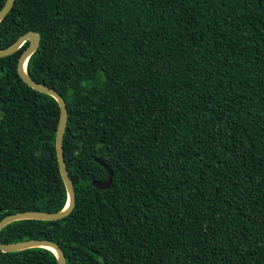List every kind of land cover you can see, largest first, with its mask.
I'll list each match as a JSON object with an SVG mask.
<instances>
[{"label": "trees", "instance_id": "1", "mask_svg": "<svg viewBox=\"0 0 264 264\" xmlns=\"http://www.w3.org/2000/svg\"><path fill=\"white\" fill-rule=\"evenodd\" d=\"M29 31L27 75L66 103L75 206L9 223L2 243L48 240L65 264H264V0H15L0 50ZM27 47L0 58V220L67 204L59 105L19 78Z\"/></svg>", "mask_w": 264, "mask_h": 264}, {"label": "water", "instance_id": "2", "mask_svg": "<svg viewBox=\"0 0 264 264\" xmlns=\"http://www.w3.org/2000/svg\"><path fill=\"white\" fill-rule=\"evenodd\" d=\"M15 0H6L5 4L0 10V21L8 14V12L13 7ZM28 42V47L21 53L18 58L17 62V73L19 78L31 89L49 95L54 98L60 109V116L56 130V137H55V149H56V156L59 166V171L61 174V178L64 182L66 191H67V204L63 210L55 213H48V212H37V211H25V212H18L15 214H9L0 220V231L3 227L12 223L14 221L19 220H43V221H57L66 218L73 210L75 206V191L72 184V181L69 177L67 167L64 160V152H63V136L66 127L67 121V108L66 103L63 97L58 94L54 89L33 81L26 73L25 67L28 59L31 55L36 51L40 43V37L34 32H27L21 37H19L12 45L8 48L0 50V58H4L7 56L13 55L16 51H18L24 43ZM95 162L98 163L107 173V179L102 182L92 181L91 186L99 189V190H106L110 187L113 177V172L111 169L101 160L95 159ZM45 248L52 251L57 257V264H65V256L61 248L48 240H26L17 243L11 244H4L0 241V251L2 253H11L17 252L25 249L31 248Z\"/></svg>", "mask_w": 264, "mask_h": 264}]
</instances>
